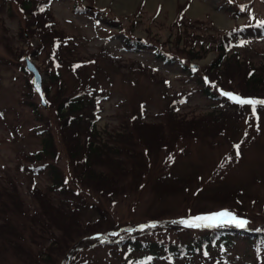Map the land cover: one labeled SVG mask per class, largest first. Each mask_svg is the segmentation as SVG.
<instances>
[{"label":"rangeland","instance_id":"374dc122","mask_svg":"<svg viewBox=\"0 0 264 264\" xmlns=\"http://www.w3.org/2000/svg\"><path fill=\"white\" fill-rule=\"evenodd\" d=\"M135 1L0 0V227L20 245L4 244L3 227L0 264H139L143 252L120 246L131 238L155 247L149 264H264V241L246 233L202 244L235 226L180 223L227 209L264 236V106L257 120L217 97L264 99V0ZM221 53L228 62L210 69ZM78 92L94 106L64 132L58 108ZM43 129L56 141L45 162Z\"/></svg>","mask_w":264,"mask_h":264},{"label":"trees","instance_id":"16d2710c","mask_svg":"<svg viewBox=\"0 0 264 264\" xmlns=\"http://www.w3.org/2000/svg\"><path fill=\"white\" fill-rule=\"evenodd\" d=\"M64 60H66V67L73 63L69 59H64ZM226 62H228L227 55H225L224 53H221L219 54L217 61L211 65L210 69L213 68V69L220 70V68H222V66ZM58 69L59 68H57V71ZM59 75H60L59 77H61V73ZM258 80L261 82L260 79ZM253 81L256 82L257 78L254 77ZM46 90L48 92V88ZM206 94L210 97L216 98L215 96H212L211 92H207ZM217 97L221 100L225 98L218 94H217ZM93 106L94 104L91 101H89L87 95L84 94V92H78V93H74V95L69 94V95L64 96L58 108V114L62 122L63 131L65 132L67 129H73L75 126L79 125L82 122V116L80 114L84 112V110H87L88 108H91ZM94 125L95 124L90 125L91 126L90 135L92 137L94 136L93 135L94 131L96 133V130H95L96 127ZM41 131H42L41 133V141H42L41 161L45 162L44 159L53 158L55 156L56 141L53 135L48 130L43 129ZM62 181L63 179L60 178V176H58L57 173H55V177L53 178L54 185H60L61 187H63ZM33 223L30 225L31 230L33 229ZM24 225L27 226L26 224ZM3 227L4 229L7 228L10 230V232L8 230H4L5 232L8 231L9 233H6V234L1 233V238L4 241V244L5 245L15 244L14 240H12V236H15L16 234L14 227L8 222H6L3 226H1L0 230L3 229ZM236 233L248 234L249 235L248 241L250 242H254L255 240L258 243L261 242V240L264 241V236L257 237L256 236L257 233H251L246 230H239L235 228L217 229L216 231L211 232V234L205 235L201 241H203L202 244H204L205 246H210L211 244H217V243H224V242L230 241L233 238V235H235ZM19 246L20 245L17 244L15 247L18 248ZM120 246L126 247L127 249H129V252H135V253L143 252L144 254L139 259V264H149L150 262L158 258L157 255H154L155 247L146 241H140V240H137V239L135 240L131 238V239L123 240L120 243ZM171 251L176 252L174 255V259H180L182 258L181 256H185V255L188 256L194 252V250L189 249L187 246L178 248L177 250L172 249ZM147 253H150L151 255L144 256Z\"/></svg>","mask_w":264,"mask_h":264},{"label":"snow or ice","instance_id":"6c2138e0","mask_svg":"<svg viewBox=\"0 0 264 264\" xmlns=\"http://www.w3.org/2000/svg\"><path fill=\"white\" fill-rule=\"evenodd\" d=\"M42 10V9H41ZM241 10H245V6H242ZM254 19V17H252ZM261 26H264V21L259 22ZM78 67V65H77ZM195 71V69H193ZM33 83H36V81H33ZM37 91H39V86L37 85ZM221 95L227 97L230 101L235 103L239 106H250L253 116L259 120L260 117L257 115V106H264V99H256V98H245L242 97L239 94L233 93V92H227L221 90ZM47 103V101H45ZM237 152L236 155L239 156V148L240 145L236 144L234 145ZM180 223L184 224L187 227L190 228H218L223 226H235L240 229H245L248 225V221L244 218L238 217L234 212L224 209L221 211L213 212L210 214H202V215H196L194 217H191L190 219H182ZM147 227H156L155 223L149 224V225H141L140 228L143 230ZM131 231V229H129ZM111 235H119V233H111Z\"/></svg>","mask_w":264,"mask_h":264},{"label":"bare ground","instance_id":"6f19581e","mask_svg":"<svg viewBox=\"0 0 264 264\" xmlns=\"http://www.w3.org/2000/svg\"><path fill=\"white\" fill-rule=\"evenodd\" d=\"M156 2L157 0H152L150 1L149 3H154L153 6L156 5ZM175 2L176 0H166V3H167V7L168 8H171V10L173 11V9L175 8ZM135 3L136 1L135 0H120V2H118V6L121 5L122 7L119 6V9L120 11H127V10H130L132 9L134 6H135ZM176 7H177V4H176ZM203 9L198 6V5H193L190 9V16L191 17H196L198 15H200L203 11ZM218 22L222 25V26H225V27H228L230 26L229 22H226L224 19H220L218 20Z\"/></svg>","mask_w":264,"mask_h":264},{"label":"water","instance_id":"95a60500","mask_svg":"<svg viewBox=\"0 0 264 264\" xmlns=\"http://www.w3.org/2000/svg\"><path fill=\"white\" fill-rule=\"evenodd\" d=\"M25 61H26V69L33 74V80H32L33 88L35 92L40 96L42 105L47 108L48 105L47 103H45L47 99L43 87V75L41 74V72L39 71V69L34 64V62L30 57H25ZM192 67L195 68V66L193 65ZM33 81H36V83H33ZM37 85L39 86V91H37Z\"/></svg>","mask_w":264,"mask_h":264}]
</instances>
